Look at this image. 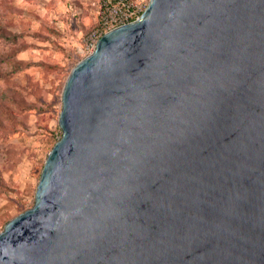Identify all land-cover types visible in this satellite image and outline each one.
<instances>
[{
	"label": "water",
	"instance_id": "water-1",
	"mask_svg": "<svg viewBox=\"0 0 264 264\" xmlns=\"http://www.w3.org/2000/svg\"><path fill=\"white\" fill-rule=\"evenodd\" d=\"M58 125L0 264H264V0H149Z\"/></svg>",
	"mask_w": 264,
	"mask_h": 264
},
{
	"label": "rangeland",
	"instance_id": "rangeland-1",
	"mask_svg": "<svg viewBox=\"0 0 264 264\" xmlns=\"http://www.w3.org/2000/svg\"><path fill=\"white\" fill-rule=\"evenodd\" d=\"M99 6L0 0V231L34 203L45 159L61 136L62 89L84 57Z\"/></svg>",
	"mask_w": 264,
	"mask_h": 264
},
{
	"label": "built area",
	"instance_id": "built-area-1",
	"mask_svg": "<svg viewBox=\"0 0 264 264\" xmlns=\"http://www.w3.org/2000/svg\"><path fill=\"white\" fill-rule=\"evenodd\" d=\"M147 3L144 0H100L98 24L90 31L82 47L84 57L94 50L104 33L138 18Z\"/></svg>",
	"mask_w": 264,
	"mask_h": 264
}]
</instances>
